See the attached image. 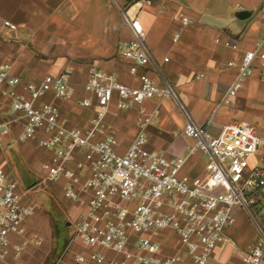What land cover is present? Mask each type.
Masks as SVG:
<instances>
[{"label":"built area","instance_id":"built-area-1","mask_svg":"<svg viewBox=\"0 0 264 264\" xmlns=\"http://www.w3.org/2000/svg\"><path fill=\"white\" fill-rule=\"evenodd\" d=\"M122 16L131 34L123 57L129 63V75L139 79L138 87L90 66L84 88L95 103L84 98L80 105L93 107L96 118L92 130L86 131L67 127L60 110L42 101L49 94L62 100L74 98L70 69L24 81L13 74L12 65L5 64L0 69V90L9 96L12 114L5 131L15 124L20 128L17 139L21 144L36 142L49 157L41 165L43 181L60 186L68 200L84 209L73 223L79 249H70L60 262L208 264L219 244L237 246L228 229L235 223L237 211L252 215L257 196L264 189V167L253 162L254 157L264 155V136L247 121L225 125L214 136L181 105L185 114L183 133L193 141L186 156L167 158L150 150L146 131L158 110L148 113L144 104L150 99L178 101V93L154 67L141 21L127 12ZM174 19L183 26L192 23L179 15ZM5 25L16 29L10 22ZM263 47L264 39L254 51L244 54L237 65V76L226 91V103L253 75L256 60L264 63ZM152 68L159 83L147 71ZM114 101L120 110L137 109L140 131L124 154L118 153L112 136L100 137ZM198 152L205 156L204 176L182 174L185 163ZM28 194L29 190L21 188L0 162V264H6L9 258L12 264H25L21 257L30 244L31 222L38 209ZM43 243L42 237H36V246ZM263 260L264 236L245 254L242 264H262Z\"/></svg>","mask_w":264,"mask_h":264},{"label":"crops","instance_id":"crops-1","mask_svg":"<svg viewBox=\"0 0 264 264\" xmlns=\"http://www.w3.org/2000/svg\"><path fill=\"white\" fill-rule=\"evenodd\" d=\"M148 1L149 4L139 0H0V63L8 61L0 64V69L10 64L13 74L24 81L40 80L70 69L74 98L62 100L49 94L42 101L60 110L67 127L90 131L96 112L93 107L80 105L84 98L95 103L84 88L90 66L116 74L129 86L140 85L137 77L129 75V63L123 57L125 44L131 39L122 16L127 12L141 21L154 67L162 71L178 93V101L150 99L144 104L148 113L158 110L146 131L150 150L167 158L186 156L193 141L183 133L185 114L181 105L214 136L219 135L223 126L243 121L251 123L264 136L263 62L256 60L253 75L229 103L224 101L244 54L254 51L264 39V0ZM241 13L246 15L239 17ZM175 15L187 17L192 23L183 26L174 19ZM6 22L16 29L11 30ZM147 71L157 81L156 70ZM8 101L10 120L9 96ZM102 125L100 137L112 136L117 141L118 153L124 154L140 131L137 109L120 110L114 101ZM13 128L18 136L20 128L15 124L9 126L8 134ZM33 143L38 147L36 142L26 145ZM261 160L264 162V155L253 158V162ZM205 162L203 153L192 155L182 174L202 178ZM70 203L77 219L84 209ZM263 230L264 189L257 196L252 215L237 211L236 221L228 229L237 246L219 244L208 264H242L249 249L262 241ZM77 243L75 251L80 246ZM29 254L26 251L21 257L25 264ZM12 261L9 258L6 264Z\"/></svg>","mask_w":264,"mask_h":264},{"label":"rangeland","instance_id":"rangeland-1","mask_svg":"<svg viewBox=\"0 0 264 264\" xmlns=\"http://www.w3.org/2000/svg\"><path fill=\"white\" fill-rule=\"evenodd\" d=\"M8 104L6 92L0 90V162L21 188L29 190V197L38 206L28 236L27 264H58L70 249L78 246L72 203L59 187L43 181L41 165L49 159L48 154L35 143L21 144L15 128L9 134L5 131L8 129ZM259 164L264 167L263 160ZM38 236L44 239L41 246L34 244Z\"/></svg>","mask_w":264,"mask_h":264},{"label":"water","instance_id":"water-1","mask_svg":"<svg viewBox=\"0 0 264 264\" xmlns=\"http://www.w3.org/2000/svg\"><path fill=\"white\" fill-rule=\"evenodd\" d=\"M246 15V13H241V15L239 17H244Z\"/></svg>","mask_w":264,"mask_h":264}]
</instances>
